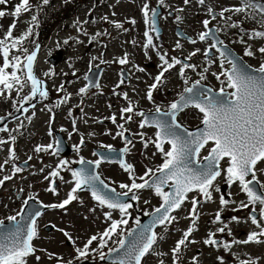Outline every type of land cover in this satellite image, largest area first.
<instances>
[{
    "label": "snow or ice",
    "instance_id": "obj_1",
    "mask_svg": "<svg viewBox=\"0 0 264 264\" xmlns=\"http://www.w3.org/2000/svg\"><path fill=\"white\" fill-rule=\"evenodd\" d=\"M69 0H65V3ZM117 4L120 0H116ZM193 2L198 5L206 14L208 19L202 20L204 31L198 34V39L201 42L211 39L209 45L210 49H215L223 59L220 62L221 71L219 73L212 72L211 74L220 81L221 87L218 92L211 88H205L202 84L206 77V73L210 70V65L214 60H208V67H203L197 73L199 79L190 83V78L186 75V70L191 69L196 71L197 65L186 63L184 61H191L200 49L191 51L184 61L178 57H170L167 52H161L154 37L150 33H155L156 38H159V30L157 28V17L159 12L157 7H150L149 0H144L140 9L143 22L146 25V30L143 32L144 43L142 44L145 50V56H148V50L151 49L156 52L160 61V71L153 78V83L148 85L145 98L154 103V91H158L165 86L167 77L166 73L179 66L178 75L183 81V91L179 93V98L171 101L166 107L161 105L155 106V115L151 118L142 111H136V104L128 98L127 93H116L122 95L128 101V106L120 109V119L123 123L117 124V117L113 113L110 117L104 119L110 120L117 127V131L113 139L120 137L124 140L125 146L119 151L118 162L120 167L128 174L130 183H120L119 188L125 191L117 192L115 188H109V185L95 174L91 168L95 165L99 168L102 160L95 161L85 160L80 157L79 160L69 162L67 160H60L55 168H50L47 175L43 179L48 181L46 191L58 195V188L56 180L71 184V190L67 193V198L59 203H52L44 205L41 202V207L51 209H66V206L79 199L77 193L80 191H90L92 199L97 202V206L106 207L110 211L105 213V220L111 221L109 226L101 233L90 235L83 242L82 246L77 245L76 239L64 230L59 229L56 225H46L56 231H60L74 247L75 256L73 259L63 261L62 257L56 256L54 253H48L46 249H38L34 241L39 239V224L38 218L42 215L39 208L32 209L27 216L24 215L26 209L21 207L15 215H8L6 220L10 227H5V220L0 219V264H29V258L34 257L35 261L41 260V257L36 255L38 251L47 253L48 258L51 260L55 258L57 264H74V261L79 264H85L90 258L95 259L97 256L100 260L106 258V254L102 251L107 247L108 241L113 237L119 236L120 238L114 241L118 247L109 248V254L120 253L117 259L112 261V264H142L146 256L154 252V246L158 241L163 240L162 234L156 233L153 229L156 226H162L165 231H168L173 222H179V218L173 213L183 209L186 202L191 204L185 219L190 220V225L186 230H182V236L170 249L172 264H180L183 250L188 245L197 243L196 240L190 239L193 232L197 231V221L200 218L199 206L202 201L199 197H203V202H213V192H220L219 186L215 184L216 180L223 175L225 183L231 189L233 185H238L240 191L245 194L246 200L235 201L231 199L232 193L229 191L226 195L221 194L219 197L220 209L214 213V219L211 221L213 224H220L215 231L209 230L206 237L202 240L205 246L214 249H223L224 252L230 253L234 245H261L264 244V183L257 179V172H264V168L260 165L264 164V62H261L259 67L255 69L260 75H252L246 69V65H241L227 50L222 40L216 38V34L227 29H238L241 33L237 43L244 44V55L252 57L258 52L264 56V46H260L255 51L248 43L250 40L264 39V0H238L236 4L224 6L216 10L208 3V0H182L184 6H190ZM8 0H0V5H7ZM51 0H38L33 4L31 0H19V3L13 5V10L6 13L0 10V18L10 15L13 18L12 24L9 25L7 30L0 37V98L11 100L13 108L16 112L21 110L24 113L29 111L24 107L25 104H31L34 109L35 104L31 102L37 98L47 100L49 98V91L46 88L45 81L41 80L35 74V63L37 60V52L40 45L36 44L33 49L25 46V42L36 35L35 29L39 27V13L47 6H50ZM159 7H165V0H158ZM111 7V6H110ZM176 12H184L185 7H177ZM24 14H30V19L25 21L27 27L20 36H14L13 31L17 27V21ZM116 15L115 12L112 13ZM234 16H241L240 20H234ZM219 19L223 26L216 29H210L212 21ZM101 20L110 24L115 30L122 33H128L129 29L124 27V23H128L135 27L137 21L135 18H126L124 22L109 20L108 16L101 17ZM176 21H181L180 15L175 16ZM246 21H251L259 26V29L253 28L247 30L242 27ZM84 21L83 23H89ZM91 22H95L94 20ZM77 29L83 35L88 36L84 31L81 22H77ZM111 33L106 29L98 31L89 37V42L100 41L98 38L110 37ZM247 36L248 40L244 37ZM77 43H83L78 38ZM191 44H196V39H190ZM68 44L69 40L63 41ZM136 46L137 41L133 38L131 41H125ZM106 47V45H105ZM182 45L179 41L176 42L175 49L179 50ZM103 55V54H102ZM204 57H209V50L203 51ZM98 57H92L96 60ZM225 61L230 65L228 70H224ZM105 63L104 60H100ZM113 63H118L121 66L129 63L128 53L125 52L122 57L114 58ZM91 66V64H90ZM143 72L145 69L138 68ZM55 73L49 70L44 73L45 77L51 78ZM75 75V73H73ZM221 77H224L222 80ZM89 77L86 75L85 80ZM124 83L121 79L117 85L119 87ZM99 87L98 84L92 85ZM231 89V91H226ZM57 93H64L58 98L51 106L45 105L49 113H53L55 108L67 105L72 98L71 93H67L64 84L61 83L56 88ZM15 92L16 98L12 97ZM89 92V86L86 85L78 90L77 95L83 97ZM82 103V101H81ZM81 113L83 115V108L80 105ZM112 106L109 105V108ZM195 109L200 114V124L202 128L196 131H189L181 123L178 122V116L186 109ZM11 115V113H9ZM73 113L70 109L68 116L72 117ZM134 116H140L142 119L139 122V128L143 129L146 126L155 127L156 131L153 137H146L145 133L138 132L132 135L140 137L144 149L149 145H153L155 151L153 155L159 153L163 162L155 168H146L143 175H135V168L131 163L124 160V155L130 152L128 145H133V141L125 135V132L130 131L125 128V124L131 122ZM35 117V112L26 119L30 124ZM4 118H0V123H3ZM54 119V115L49 117V128ZM102 123L103 121H97ZM87 123V120H85ZM73 131H77L76 120H72ZM24 126L23 121L15 131H19ZM64 131V129H61ZM7 132L9 140L14 144L17 140L12 131L6 126L0 127V133ZM52 136L51 130L48 132ZM89 136H94V133H89ZM105 135H112L110 131L105 132ZM9 140L0 139V146L9 143ZM85 144L84 137L81 136L79 144L74 148L79 153L80 148ZM167 145L168 147H165ZM60 141L56 140L55 145L49 143L47 145L37 144L33 151L36 154L47 153L49 155H56L59 151ZM106 148L108 154H115L116 149L112 145H100ZM207 149L208 155L203 157V161H197L202 150ZM8 157L0 164V171H3L5 166L9 165L15 160L16 153L12 147L8 149ZM93 155H101L102 159H112V156L104 157V154L93 152ZM33 159L28 156V161ZM28 161H25L27 163ZM221 161H226V167H221ZM70 163H78L84 165L79 170L72 169ZM195 165V166H194ZM44 168L39 169L40 173L44 172ZM62 171L70 173L72 179L64 180L61 175ZM22 172V169L15 164H12V175H4L0 178V188L4 186L7 181L14 178L16 174ZM35 175V173H33ZM150 177V178H149ZM249 177H251L249 179ZM140 181V182H137ZM151 189L155 195L162 201L160 207H157L151 213L153 219L150 224L140 226V221L137 220L136 224L139 231L132 229L127 232V236L132 237V240L126 244L125 237L122 235L124 229L122 226L128 225V218L130 216L129 209L132 204L125 203L123 197H128L131 194V199L138 201L140 199L138 193L145 189ZM169 188V191H165ZM23 192V189H19ZM196 192L197 196L189 200V193ZM36 200V197L29 195L23 199L22 203L27 206L30 201ZM147 203V201H145ZM229 205H235L232 211H241L244 209H251L249 216L244 220L240 217L232 216L230 220L237 224L247 223L250 221L251 225L256 230L249 231L246 238L243 240L233 238L230 242L225 240H218L217 234L232 235L229 224L225 222L221 216V212ZM257 208L259 209L257 211ZM95 211V208L90 209ZM112 211H118L120 214L119 220L112 219ZM148 215V213H145ZM78 239V238H77ZM96 247H92L93 244ZM123 249L121 253L120 250ZM164 255V253H158ZM238 264H259V258H239L235 257ZM218 264H226L223 256H217ZM159 264H164L161 259ZM192 264H199L198 258H192Z\"/></svg>",
    "mask_w": 264,
    "mask_h": 264
},
{
    "label": "rangeland",
    "instance_id": "obj_2",
    "mask_svg": "<svg viewBox=\"0 0 264 264\" xmlns=\"http://www.w3.org/2000/svg\"><path fill=\"white\" fill-rule=\"evenodd\" d=\"M157 0H149L150 7H154ZM178 5L182 0H176ZM33 4H36L38 0H31ZM144 0H122L118 4L116 0H69L65 3V0H51L50 6H47L43 11L39 13V17L43 14V19L39 20V27L34 31L36 35L34 38L29 39L25 42L26 47H30V50L34 46L32 42L34 40L37 42H44L40 48V59L37 62V72L41 77L48 80L49 87V98L43 100L44 103L50 102L51 105L54 104L57 97L63 93H57L56 88L64 84L65 90L72 94V98L68 104L71 105H85L84 117L77 123V131H73V126L70 121L65 119V113L60 110L55 126H61L64 129V134H71L68 137L70 145H74L76 142V134H82L87 140L85 146L80 148L79 155L84 158L95 157L91 153V144L93 137V148H102L100 145H112L114 147H119L124 144L123 139L117 137L113 139L117 131L116 125L111 121L104 119L109 117L108 114L111 112H117L124 107V103L121 100L116 99L115 103H112L111 93L121 91L115 88V82L117 81L116 71L117 66L110 67L109 64L114 58H117L123 52H127L129 55V64L131 66V75H133L138 82H135L128 87L124 88L122 93L130 92L129 97L132 101H144L143 95L147 91L148 85L153 83V78L159 73L160 68L157 66L155 69L147 68L144 62L151 61L160 65L159 59L154 56L153 50H148L147 58L145 56V50L141 48L142 52H139V48L142 47L144 43V38L141 37L140 32L143 27L142 24V14L141 7ZM19 3V0H8L7 5H3V9H7L10 4L11 8L5 10L6 13H10L13 10V5ZM166 8H173L177 5L173 3V0L166 1ZM111 6V7H110ZM1 9V8H0ZM2 10V9H1ZM115 12L116 15L113 16L112 13ZM204 11L196 5L194 2L190 6L185 7V15L187 20L185 25H192L196 30L200 29L199 19L202 17ZM25 15V14H24ZM22 15L17 21V27L13 31L14 36H20L25 30V21L30 19V14L24 16ZM199 15V16H198ZM108 16L109 20H115L124 22L126 18H135L137 24L135 27L128 23H124V27L129 29L128 33H122L115 30L110 24L105 23L101 20V17ZM90 21L89 23H83L84 21ZM95 21L94 23L91 21ZM163 27L165 28L164 34V45H158L161 52L173 51L175 43L177 42L173 32V25L171 20L168 18H163ZM81 22V25L88 36L83 35L77 30V22ZM13 18L5 16L0 18V37L7 30L10 24H12ZM250 27V25H249ZM108 30L111 33L110 37L98 38L100 41L89 42V37L94 35L98 31ZM38 39H36V38ZM77 38L83 43H77ZM133 38L137 41V45L134 46L131 43H125V41H131ZM68 39L69 43L64 44L63 41ZM252 49L255 51L258 46L263 42L261 40H250L248 42ZM37 43H35L36 45ZM106 45V47H105ZM194 50L195 48L192 47ZM191 48V49H192ZM187 48V50H191ZM201 50V48H200ZM57 52L60 54V59L57 65L51 66L46 63L45 66L42 64V57H49L53 53V56H57ZM57 53V54H56ZM103 54V55H102ZM92 57H98L96 60H92ZM104 60L105 63H101L100 60ZM264 59V56L260 55L258 52L256 55L249 58V62L252 64H257L258 60ZM2 63V61H0ZM101 67L103 69V77L101 79V87L97 91H89L83 97L77 95L80 88L85 87L84 76L88 72L89 67ZM44 67V70H43ZM146 69H145V68ZM138 68H143L145 71L141 72ZM220 65L213 66L210 65L211 72H219ZM178 67L172 69L170 72L166 73L167 77L165 86L155 91L157 99L164 102H169L172 100L179 92L183 91V81L178 75ZM51 70L55 73L51 78L43 76L44 73ZM43 72V73H42ZM75 73V75H73ZM215 87L218 82L216 80L211 82ZM145 91V93H144ZM54 93V94H53ZM64 94V93H63ZM12 97L16 96L13 92ZM82 101V103H81ZM43 103V104H44ZM165 104V103H164ZM109 105L112 107L109 108ZM145 105V104H144ZM166 105V104H165ZM11 100H5L1 98L0 100V116H5L11 113L14 109ZM44 108V105L40 109ZM118 108V109H117ZM112 109V110H111ZM115 110V111H113ZM45 110L37 111L38 116H35L29 124L27 119L23 122L24 126V137H17L13 149L16 153V159L13 160L9 165L5 166L3 171H0V178L4 175H10L12 173V164L15 162L25 163L28 161V156H32L33 159L28 161V166L22 168V172L16 174L14 178L7 181L2 188H0V219L6 220L8 215H13L17 213L18 207L20 208V203L22 199H25L29 195L36 197L37 203H43L44 205L59 203L63 199L67 198V193L71 190L72 185L66 184L59 179L56 180V186L58 188V195H53L46 191L48 187V181L43 179L44 175H47L50 168H55L56 163L59 161L56 155H49L47 153L36 154L33 149L37 144L47 145L52 143V136H48L45 128L47 116L45 115ZM79 114H82L79 112ZM117 117V124L123 123L120 116ZM87 120V123H85ZM103 121L99 123L97 121ZM139 119L133 118V120L125 124V128L130 131L125 132L133 139V145H129L130 152L127 153L128 162L131 163L135 168V175H143L146 168H155L163 162L162 156L157 153L153 155L155 148L153 145H149L147 149H144L142 143H140V137L132 135L134 133L143 132L146 137H152L150 130L139 128ZM180 121L183 125L188 128H193L200 124V116L196 112L185 111L181 117ZM15 124L9 126L10 130ZM110 131L112 135H105V132ZM89 133H94V136H89ZM21 134V133H20ZM22 134V135H23ZM21 135V136H22ZM6 135H1V139ZM9 144L0 146V164L8 157ZM207 149L202 151V155L207 153ZM69 162L77 161V154L69 156L65 159ZM18 164V163H17ZM16 164V166H17ZM72 164V163H70ZM50 166L45 167V166ZM44 168V172L40 173L39 169ZM11 170V171H10ZM35 173V175H33ZM99 176L102 180L109 185L110 188H115L117 192L125 191L119 188L120 183H130L128 179V174L122 172L116 165L113 164H101L98 168ZM61 175L64 180H71L72 177L69 172L62 171ZM138 182V181H137ZM226 184V183H225ZM223 181H218L216 183L219 188L225 185ZM227 186V185H226ZM19 189H23L20 192ZM232 193L231 199L239 202L243 198L239 193V186L233 185L231 189L224 188V194L228 192ZM221 192H213V202H206L204 205L199 207V212L201 213L199 220L197 221L196 227L197 231L193 232L190 239L197 241L195 244L188 245V247L183 250L184 257L188 262L194 256L198 258L199 264H218L216 257L219 254V249H214L209 246H205L202 240L206 237L209 230L215 231L216 228L220 227V224H213L211 221L214 219V213L220 209L219 197ZM79 199L73 201L66 206V209H51L47 210L45 215H43L39 224V239L34 241L35 246L38 249H46L48 253H54L56 256L62 257L63 261L71 259L75 254L74 247L68 242L67 238L60 232L52 230L51 232L45 231L46 225H56L59 229H64L68 231L79 246H82L86 238L93 234H98L103 232L110 224L111 221L105 220V213L109 210L107 208H101L97 206V202L91 199L87 192H78ZM140 199L136 202L135 210L145 214L154 211L160 204L161 199L157 197L153 190H142L138 193ZM227 196V195H226ZM147 201V203H145ZM235 205L227 206L221 215H230L240 217L241 211H232ZM95 208V211H90V209ZM188 209H190V203L185 204L183 209L180 210L176 216L179 218V222H174L168 231L164 228L158 230L159 234H162L164 239L158 241L155 246L154 252L149 254L145 259L143 264H159L161 259L164 260V264H171L170 256H168V251L174 246V243L180 238V233L188 225H190V220L184 217L188 214ZM132 210V209H131ZM129 210L130 216L128 218V225L123 228L124 231H129L136 226V222L133 221L135 216L134 211ZM120 214L118 211H112V219L119 220ZM242 220V219H241ZM246 226H249L248 222L243 225L232 223L229 225L232 231V235L228 239H239L243 240L245 236L238 235L240 229L246 230ZM78 238V239H77ZM218 239V234L216 236ZM114 241L110 242L112 245ZM96 246L94 243L92 247ZM242 248L237 247L230 253L232 259L226 264H238L235 259L236 254ZM158 253H164V255H158ZM36 255L41 257L38 264H56L55 258L49 259L47 253L43 251H38ZM239 257V256H238ZM255 258L254 256L247 255L245 258ZM264 260L259 259V264H263ZM29 264H37L33 257L29 258ZM96 264H99L98 262Z\"/></svg>",
    "mask_w": 264,
    "mask_h": 264
},
{
    "label": "flooded vegetation",
    "instance_id": "obj_3",
    "mask_svg": "<svg viewBox=\"0 0 264 264\" xmlns=\"http://www.w3.org/2000/svg\"><path fill=\"white\" fill-rule=\"evenodd\" d=\"M166 1L167 0H165V3H166ZM156 2H157V4L154 7H158L159 10H160L159 22L161 23L163 32H165V28L163 27V23H164L163 18L166 17L169 20H171V23L173 25V32H174V36H175L176 41H179L180 44L182 45V48L179 49V50H174L175 49V46H174L173 51L172 52H169V56L170 57H178L182 61H184V57H186L191 51L194 50L192 47H194L195 49H197V48L200 49L201 48V52L198 53L195 57H193V59L191 61H184L186 63H192V64L197 65V69H196L195 72H193L191 69H187L186 70V75L190 78V83L191 82H194L195 80L199 79V76L197 75V73L200 72L203 67H208L209 66L208 65V60L209 59L214 60V63L211 64L213 66H217L215 63L216 62L219 63V61L222 60V58L220 57L219 53L216 52L215 49H210L209 48V45H210L211 41L208 40V41L201 42L198 39V34L200 32H202V31H204V28H203V25H202L201 22H202L203 19H208L209 17L206 16L205 12H203L201 14L202 17L199 19L200 29L199 30H196L194 28V26H192V25H185V22L187 20V16L185 15L184 12L181 13V12H176L175 11V9L177 7H186V6L183 5L182 2L180 3V6H179L178 5L179 2H177L176 0H173V3L177 4V5L173 6V8H166V6L165 7H159L158 6V0ZM237 2H238V0H208V3L211 6H213L214 8H216L217 11H219V9L221 7L230 6V5L236 4ZM177 15H180L182 17V20L179 21V22L175 20V16H177ZM233 19L234 20H240L241 19V16H234ZM249 25H250V27H249ZM222 26H223L222 22L219 19H217L215 21H212L209 27H215V28H217V27H222ZM242 27L244 29H247V30H252L253 28H256L257 30H261V29H259V26L258 25H255L251 21L244 22L242 24ZM176 30H179L181 32L180 33V36H177L175 34ZM140 35H141L142 38H144L143 37V27L141 29ZM218 35L220 36V38L224 42V44H226L227 46H230L231 48H233L234 50H236L242 56V54H243L246 46L244 44H241V43H237L236 42V41L239 40L240 35H241V33L239 32L238 29H227L225 31L219 32ZM190 39H196V41H197L196 44H191L189 42ZM244 39L245 40H248V37L245 36ZM253 41H255V40H253ZM175 45H176V43H175ZM141 48H143V47H140L139 48V52H142ZM187 48H190V49L192 48V49L189 51V50H187ZM206 49L209 50V54L210 53L212 54V58L211 57H204L203 56V51L206 50ZM123 55H124V52L122 54H120L119 57H122ZM119 57H117V58H119ZM129 58L130 57L128 55V60H129ZM112 61L109 64V66L110 67H114V66H117L118 67V70L116 71V76L118 78L117 81L115 82V88L116 89H118V90L120 89L123 92L124 88L128 87L129 85H131V84H133L135 82H138V80L133 75H131V70H130L131 66H130L129 63L121 66L120 64L113 63ZM144 65L147 68H150V69L157 68V64L156 63H153L151 61L144 62ZM177 67L179 68V66H177ZM124 73L126 74L125 75L126 81H124L123 84H121L119 87H117L119 81L121 79H123L122 78V74H124ZM211 73H212L211 70H209V72L205 74L207 78L204 81H202V84H203L204 87H211L214 90H218V84L215 87L211 83L212 81L216 80V78ZM101 76H103V69H102ZM216 81L218 82V80H216ZM122 92L121 91H118L116 93H122ZM181 92H179V93H181ZM125 93H127L128 98L130 99V97H129L130 92L128 91V92H125ZM179 93L172 100H170L169 102H164V103L166 105H168L171 101L176 100L177 99V96L179 95ZM153 96H154V103H150L147 99H145L144 101H133V103L137 105L136 106V111H142V112H144L146 114H153V113H155V106L156 105H161L162 108L163 107H166V105L163 103V101L157 99L156 93H153ZM111 98L113 99L112 100V103H115L116 102V99H119V100H121L122 103H124V107H127L128 106V101L125 100L122 95H116V94H114V92H112L111 93ZM113 111H115V110H113ZM185 111L196 112L200 116V114L198 113V111L195 110V109L189 108V109H186ZM184 112L180 113L179 116H178V121L180 123H181L180 117H181V115ZM118 115L120 116V114H118ZM133 118L141 119L140 116H134ZM87 140H89V139H85V143L87 142ZM79 142L80 141H77V144H79ZM84 146H85V144L82 146V148ZM73 149L75 150V148H73ZM90 149L91 150L93 149V137H92V144H91ZM260 167L261 168H264V164H261ZM259 174H260V176L257 177V179L261 183H263L264 182V172H259ZM258 210L259 209L257 208V211ZM250 211H251V209L249 211H247L246 214H244L242 212L241 215H240V218L241 219L247 218L249 216V212ZM223 217H225L224 221L227 222L229 225L233 223L230 220V218L232 216H230V215H224V216H222V218ZM239 224L242 225V223H239ZM252 230H256L254 228V226L250 230H247V231H238V235H239V237L240 236H246L247 233L249 231H252ZM228 238H229L228 235H226V234H219L218 233V240L222 239V240H225L226 242H230L231 239H228ZM237 247L242 248L236 254V256H239V258H245V256L250 255V256H254L255 258H259V259H263L264 260V244H261V245H255V244H249V245H234L233 248H232V250H231V252L233 250H235ZM230 253H226V252L223 251V249H219V254H220V256H223L224 257L226 263L230 262V260L232 259V256H229ZM263 264H264V262H263Z\"/></svg>",
    "mask_w": 264,
    "mask_h": 264
},
{
    "label": "water",
    "instance_id": "obj_4",
    "mask_svg": "<svg viewBox=\"0 0 264 264\" xmlns=\"http://www.w3.org/2000/svg\"><path fill=\"white\" fill-rule=\"evenodd\" d=\"M157 28H158V22H157ZM159 33H161V31H159ZM155 35H156V34H155ZM233 57H234V58H235V59H236L241 65H246V64L243 62V60H242L240 57H238L235 53H233ZM58 60H59V59H56V61H53V63L57 62ZM246 66H247V65H246ZM246 70H247L250 74H252V75H260V74L257 73L255 70L248 69V68H247ZM95 73L97 74V77L95 78V80H92V79H93V71H90V72L88 73V75H87V76L89 77V79L86 80V82L88 83L89 89H91V88L93 87L92 85H93V84H96V82L98 81V78H99V76H98V75H99V71H96ZM31 103L33 104V102H31ZM24 107H26V108L31 107V104H25ZM22 113H23V111L21 110L20 112H16V113H14L12 116L3 119V123H0V127H3V126L6 124L7 121H9V120H13V119H15V118H18L19 116L22 115ZM202 127H203V126H199V127L195 128V129H192V130H189V131H196V130L202 128ZM58 140L60 141V146H59V151H58V152H61V153L67 154L68 152L65 151V150L63 149V146H64L63 140H62L60 137H58ZM96 153H98V154H105L104 157H107V156H108L106 153L101 152V151H96ZM118 154H119V152H118ZM98 157H99L102 161H107V158H106V159H105V158L102 159L101 155H98ZM117 157H118V155H117ZM204 163H206V161H204ZM194 166H195V165H194ZM81 167H84V166H83V165H78V166H75L74 169H75V170H79ZM91 168H92L93 172L96 174V167H95V165H92ZM89 192H90V191H89ZM122 199H123L124 202H127V201L130 199V196H128V197H123ZM152 219H153L152 216H150V217H142V218L140 219V226H144V225H148V224H150L151 221H152ZM10 226H11V225H5V227H10ZM135 229H136L137 231H139V230H138L139 227H137V228H135ZM47 230L50 231L51 229L48 228ZM125 240H126V244H127L128 242H130V241L132 240V237L127 236V237L125 238ZM120 252L122 253V252H123V249H121ZM119 255H120V253H112V254H110V255L107 257L106 262H112L113 260L117 259Z\"/></svg>",
    "mask_w": 264,
    "mask_h": 264
}]
</instances>
